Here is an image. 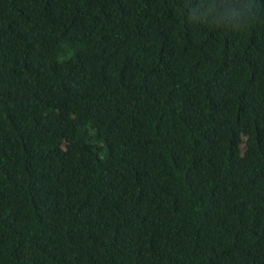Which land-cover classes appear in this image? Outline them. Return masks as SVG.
Wrapping results in <instances>:
<instances>
[{
  "label": "trees",
  "instance_id": "obj_1",
  "mask_svg": "<svg viewBox=\"0 0 264 264\" xmlns=\"http://www.w3.org/2000/svg\"><path fill=\"white\" fill-rule=\"evenodd\" d=\"M0 264H264V0H0Z\"/></svg>",
  "mask_w": 264,
  "mask_h": 264
}]
</instances>
